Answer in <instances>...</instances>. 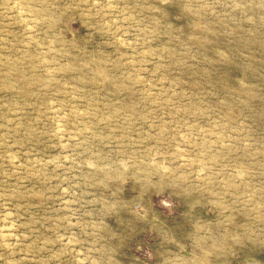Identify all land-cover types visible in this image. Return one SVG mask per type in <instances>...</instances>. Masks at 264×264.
<instances>
[{"label":"rangeland","instance_id":"obj_1","mask_svg":"<svg viewBox=\"0 0 264 264\" xmlns=\"http://www.w3.org/2000/svg\"><path fill=\"white\" fill-rule=\"evenodd\" d=\"M0 264H264V0H0Z\"/></svg>","mask_w":264,"mask_h":264},{"label":"bare ground","instance_id":"obj_2","mask_svg":"<svg viewBox=\"0 0 264 264\" xmlns=\"http://www.w3.org/2000/svg\"><path fill=\"white\" fill-rule=\"evenodd\" d=\"M3 233H5L4 236H6V235H10V231H9V229H4V230H2V234H3Z\"/></svg>","mask_w":264,"mask_h":264}]
</instances>
